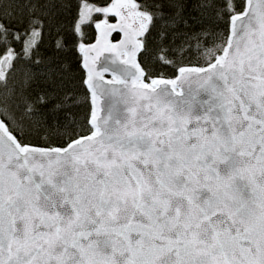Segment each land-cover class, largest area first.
I'll return each mask as SVG.
<instances>
[{
  "label": "snow or ice",
  "instance_id": "obj_1",
  "mask_svg": "<svg viewBox=\"0 0 264 264\" xmlns=\"http://www.w3.org/2000/svg\"><path fill=\"white\" fill-rule=\"evenodd\" d=\"M0 264H264V0H0Z\"/></svg>",
  "mask_w": 264,
  "mask_h": 264
},
{
  "label": "trees",
  "instance_id": "obj_2",
  "mask_svg": "<svg viewBox=\"0 0 264 264\" xmlns=\"http://www.w3.org/2000/svg\"><path fill=\"white\" fill-rule=\"evenodd\" d=\"M55 39L57 37L53 34L52 37L46 39L45 45L42 47L41 52L45 57L53 58V60H58L66 64V89L74 94L80 95L81 93V83L79 77L82 72L78 68V58L73 51H57L53 46ZM64 39L66 41V47L71 49L73 37L70 33L64 34ZM158 71L167 73V69L159 68ZM82 99V96H81ZM73 111L77 114L78 118H82L85 111L84 107L74 108Z\"/></svg>",
  "mask_w": 264,
  "mask_h": 264
},
{
  "label": "water",
  "instance_id": "obj_3",
  "mask_svg": "<svg viewBox=\"0 0 264 264\" xmlns=\"http://www.w3.org/2000/svg\"><path fill=\"white\" fill-rule=\"evenodd\" d=\"M111 77L109 75L106 74V79H110Z\"/></svg>",
  "mask_w": 264,
  "mask_h": 264
}]
</instances>
